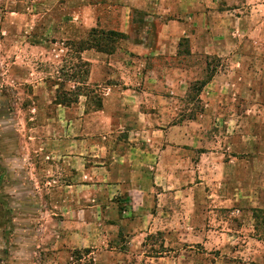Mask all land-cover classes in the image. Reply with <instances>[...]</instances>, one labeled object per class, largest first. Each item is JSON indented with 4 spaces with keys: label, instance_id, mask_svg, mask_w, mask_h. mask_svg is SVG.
I'll list each match as a JSON object with an SVG mask.
<instances>
[{
    "label": "crops",
    "instance_id": "0c3cea01",
    "mask_svg": "<svg viewBox=\"0 0 264 264\" xmlns=\"http://www.w3.org/2000/svg\"><path fill=\"white\" fill-rule=\"evenodd\" d=\"M47 1L63 5L53 10L61 21L48 14L50 43H64L82 72L70 84L101 96V107L81 94L76 107L55 108L40 144L46 168L31 171L52 175L51 204L70 228L55 255L264 264V12L223 9L231 0ZM101 31L121 36L104 49L92 44Z\"/></svg>",
    "mask_w": 264,
    "mask_h": 264
},
{
    "label": "rangeland",
    "instance_id": "374dc122",
    "mask_svg": "<svg viewBox=\"0 0 264 264\" xmlns=\"http://www.w3.org/2000/svg\"><path fill=\"white\" fill-rule=\"evenodd\" d=\"M39 4L42 14L35 17ZM57 4L63 6L47 0H0V264H100L88 249L75 250L67 260L55 255L57 240L70 228L63 227L64 211L51 204L47 180L52 175L45 171L36 180L31 172L34 164L38 170L46 168L40 144L49 135L46 125L58 118L53 113L59 108L57 101L76 107L78 91L88 95L93 107L101 100L100 92L89 85L73 88L72 77L80 80L82 75L73 67L77 63L73 52L62 51V42L54 51L50 43L48 14L54 13L61 21V12H53ZM234 6L247 13L264 12V0H231L223 9ZM73 46L75 50L77 45ZM190 102L187 96L181 107L192 108ZM258 215L264 238V212ZM152 238L159 242L160 237Z\"/></svg>",
    "mask_w": 264,
    "mask_h": 264
},
{
    "label": "trees",
    "instance_id": "16d2710c",
    "mask_svg": "<svg viewBox=\"0 0 264 264\" xmlns=\"http://www.w3.org/2000/svg\"><path fill=\"white\" fill-rule=\"evenodd\" d=\"M96 31H93L92 33L94 34ZM116 36H121V34L120 33H117V32H108V33H106V32H104V31H101L100 32V34L97 36V37H94V40L95 41H93L92 42V44H95L96 46H100V48H104V46L102 45V41H106V39H112L113 37H116ZM186 42H188L187 40H185ZM90 45L89 44H87V43H85V42H81V43H79V50H82V49H84V48H86V47H89ZM105 49V48H104ZM212 74L213 73H209V78H211L212 77ZM208 78V79H209ZM208 79H206V80H201V81H197V82H195L193 85H192V87H191V90L189 91V97H190V99L192 100V99H195L196 98V96H197V94H199L200 92H201V90L203 89V87L205 86V84L207 83V80ZM77 88V87H76ZM73 91H68V93H66V94H70V93H72ZM79 92V94H77L78 95V97L81 95V94H83V92L82 91H78ZM64 95H65V93H63ZM86 94V93H85ZM192 94V95H191ZM87 95V94H86ZM77 100V99H76ZM64 102L65 101H57V103L58 104H64ZM98 107H101V100H100V103H99V105H98ZM264 212V211H263Z\"/></svg>",
    "mask_w": 264,
    "mask_h": 264
}]
</instances>
